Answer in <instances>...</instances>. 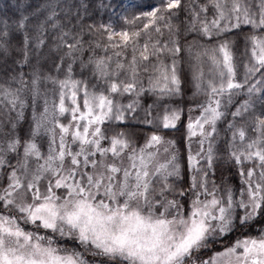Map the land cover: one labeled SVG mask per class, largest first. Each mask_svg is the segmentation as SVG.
<instances>
[{
    "label": "snow or ice",
    "instance_id": "6c2138e0",
    "mask_svg": "<svg viewBox=\"0 0 264 264\" xmlns=\"http://www.w3.org/2000/svg\"><path fill=\"white\" fill-rule=\"evenodd\" d=\"M131 8L0 12V264H264V0Z\"/></svg>",
    "mask_w": 264,
    "mask_h": 264
},
{
    "label": "trees",
    "instance_id": "16d2710c",
    "mask_svg": "<svg viewBox=\"0 0 264 264\" xmlns=\"http://www.w3.org/2000/svg\"><path fill=\"white\" fill-rule=\"evenodd\" d=\"M43 2V0H0V12L7 10L8 5H15L19 2ZM69 4L78 3L79 0H66ZM93 6V13L88 18V23H109L111 22L116 28L122 26V21L120 20L121 15H130L133 9L132 4H127V0H91ZM153 3L151 0H141L139 3L135 4H150ZM103 4L104 7H100ZM127 4V5H126ZM147 10V9H146ZM102 54V53H101ZM186 122V121H185ZM183 132V128H181ZM168 135L180 136V133L168 132Z\"/></svg>",
    "mask_w": 264,
    "mask_h": 264
},
{
    "label": "rangeland",
    "instance_id": "374dc122",
    "mask_svg": "<svg viewBox=\"0 0 264 264\" xmlns=\"http://www.w3.org/2000/svg\"><path fill=\"white\" fill-rule=\"evenodd\" d=\"M145 1V0H144ZM151 1H153L154 2V0H151ZM28 2V1H27ZM139 2H141V0H127V4H135V3H139ZM23 3H25V2H21V4H23ZM16 4V3H15ZM126 4V5H127ZM196 115H198V113H195ZM168 135V134H167ZM168 136H170L171 137V135L169 134ZM177 137H179V136H177ZM182 151H183V149H182Z\"/></svg>",
    "mask_w": 264,
    "mask_h": 264
}]
</instances>
